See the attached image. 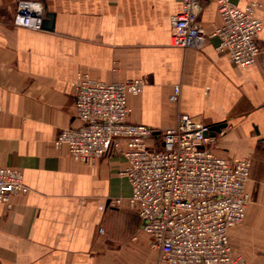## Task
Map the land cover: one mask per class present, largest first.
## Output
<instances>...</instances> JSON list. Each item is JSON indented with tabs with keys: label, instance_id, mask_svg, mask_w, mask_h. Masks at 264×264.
I'll use <instances>...</instances> for the list:
<instances>
[{
	"label": "crops",
	"instance_id": "1",
	"mask_svg": "<svg viewBox=\"0 0 264 264\" xmlns=\"http://www.w3.org/2000/svg\"><path fill=\"white\" fill-rule=\"evenodd\" d=\"M19 0H0V167L22 172L27 193L0 204V264H160L143 221L129 204L122 154L95 165L74 160L55 140L77 127L80 73L103 82L141 80L128 122L157 133L181 114L225 124L215 151L252 162L244 222L229 231L232 264H264V26L257 61L235 65L211 37L221 24L217 0H201L197 46L172 44L180 0H41L53 24H14ZM240 8L264 0H231ZM180 87L177 100L171 97Z\"/></svg>",
	"mask_w": 264,
	"mask_h": 264
},
{
	"label": "built area",
	"instance_id": "2",
	"mask_svg": "<svg viewBox=\"0 0 264 264\" xmlns=\"http://www.w3.org/2000/svg\"><path fill=\"white\" fill-rule=\"evenodd\" d=\"M221 24L218 51L237 66L254 64L262 52L263 21L252 2L244 8L217 0ZM172 17V44L197 46L201 38V0H180ZM46 8L41 0H19L14 24L42 30ZM143 90L141 80L103 82L80 73L75 88V118L81 125L63 129L55 145L66 147L74 160L95 165L109 154L127 160L121 175L131 185L129 204L143 221V230L158 251L160 264H232L241 260L229 238L242 224L250 195L249 157L231 160L214 149L210 125L181 114L175 128L157 133L144 124L128 122L130 96ZM180 87L172 95L177 100ZM30 190L20 170L0 167V204L12 207V197Z\"/></svg>",
	"mask_w": 264,
	"mask_h": 264
},
{
	"label": "water",
	"instance_id": "3",
	"mask_svg": "<svg viewBox=\"0 0 264 264\" xmlns=\"http://www.w3.org/2000/svg\"><path fill=\"white\" fill-rule=\"evenodd\" d=\"M53 21H54V14L47 12L46 18H45L44 23H43V28L46 26V24L52 25ZM224 127H225V124H215V125L210 126V130H211L210 135L215 136L217 134V132L222 131V129Z\"/></svg>",
	"mask_w": 264,
	"mask_h": 264
}]
</instances>
